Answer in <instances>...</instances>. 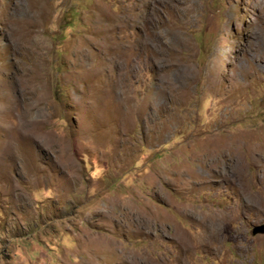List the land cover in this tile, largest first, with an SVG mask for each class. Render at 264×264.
Returning <instances> with one entry per match:
<instances>
[{"label": "rangeland", "instance_id": "1", "mask_svg": "<svg viewBox=\"0 0 264 264\" xmlns=\"http://www.w3.org/2000/svg\"><path fill=\"white\" fill-rule=\"evenodd\" d=\"M261 225L264 0H0V264H264Z\"/></svg>", "mask_w": 264, "mask_h": 264}, {"label": "water", "instance_id": "2", "mask_svg": "<svg viewBox=\"0 0 264 264\" xmlns=\"http://www.w3.org/2000/svg\"><path fill=\"white\" fill-rule=\"evenodd\" d=\"M264 233V225L255 227L252 231V236L258 235V234H263Z\"/></svg>", "mask_w": 264, "mask_h": 264}, {"label": "flooded vegetation", "instance_id": "3", "mask_svg": "<svg viewBox=\"0 0 264 264\" xmlns=\"http://www.w3.org/2000/svg\"><path fill=\"white\" fill-rule=\"evenodd\" d=\"M234 32V31H233Z\"/></svg>", "mask_w": 264, "mask_h": 264}]
</instances>
